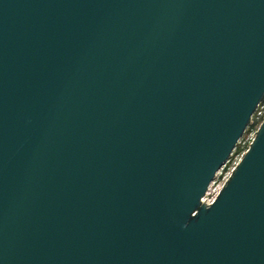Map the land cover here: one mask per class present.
I'll return each instance as SVG.
<instances>
[{"label":"water","instance_id":"obj_1","mask_svg":"<svg viewBox=\"0 0 264 264\" xmlns=\"http://www.w3.org/2000/svg\"><path fill=\"white\" fill-rule=\"evenodd\" d=\"M263 100L264 0H0V264H264Z\"/></svg>","mask_w":264,"mask_h":264},{"label":"built area","instance_id":"obj_2","mask_svg":"<svg viewBox=\"0 0 264 264\" xmlns=\"http://www.w3.org/2000/svg\"><path fill=\"white\" fill-rule=\"evenodd\" d=\"M263 120H264V100L262 102H260L259 105L257 106V109L255 110V112L253 113V115L251 117V121H250L249 126L247 127L244 135L240 138V140H239L236 148L232 152L230 158L227 160V162L225 163V165L217 172L216 177H219L220 174H223L225 172L224 175H223V178L224 179H223V182H222L219 190L222 188V186L226 182L227 178L229 177V175L231 174V172L236 167L239 159L246 152V150L250 147L251 142L255 139V136H256V133H257L256 130L258 129V127L260 126V124L262 123ZM240 147H241V149H240ZM235 155H237L238 158L233 163L232 160H233V158H234ZM216 177H215L214 181L211 183V185L216 181ZM211 185H210V187H211ZM207 195H208V192L205 195V197ZM214 198H215V196L213 198H208L207 197L206 198V202L209 203Z\"/></svg>","mask_w":264,"mask_h":264},{"label":"rangeland","instance_id":"obj_3","mask_svg":"<svg viewBox=\"0 0 264 264\" xmlns=\"http://www.w3.org/2000/svg\"><path fill=\"white\" fill-rule=\"evenodd\" d=\"M240 149H241V147H240ZM237 158H238V156L235 155L234 158H233V160H232L233 163H234V161L237 160ZM224 173L223 174H220L219 177H216V181L211 185V187L208 190V195H207L208 198H213L214 196H216V194H217V192H218V190H219V188H220V186H221V184L223 182V179H224L223 178V175H224Z\"/></svg>","mask_w":264,"mask_h":264}]
</instances>
